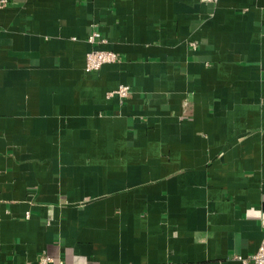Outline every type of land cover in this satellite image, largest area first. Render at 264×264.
Instances as JSON below:
<instances>
[{"label": "crops", "instance_id": "crops-1", "mask_svg": "<svg viewBox=\"0 0 264 264\" xmlns=\"http://www.w3.org/2000/svg\"><path fill=\"white\" fill-rule=\"evenodd\" d=\"M0 264H239L264 238V0H7ZM96 48L121 57L86 71ZM195 44V46H193ZM131 88L128 100L113 93ZM252 264V263H251Z\"/></svg>", "mask_w": 264, "mask_h": 264}, {"label": "built area", "instance_id": "built-area-1", "mask_svg": "<svg viewBox=\"0 0 264 264\" xmlns=\"http://www.w3.org/2000/svg\"><path fill=\"white\" fill-rule=\"evenodd\" d=\"M200 1L203 3L214 4L219 0ZM8 4L7 0H0V7H6ZM87 41L93 47L86 56V71L88 73L100 71L105 65L117 64L121 62L122 59L117 53L96 48L97 45L104 43L102 35L98 31L93 30L87 38ZM193 46H195V44H193ZM113 94L117 95L121 101H125L128 100L131 95V88L129 86L122 85ZM233 260L239 264H264V238L258 252L255 255L247 258L241 255H235ZM39 264H49L48 257L46 255L42 256ZM60 264L63 263L61 262Z\"/></svg>", "mask_w": 264, "mask_h": 264}]
</instances>
